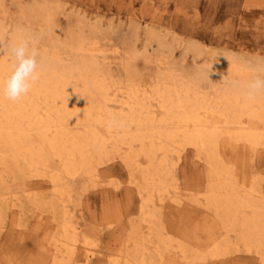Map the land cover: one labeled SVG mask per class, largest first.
<instances>
[{
    "label": "bare ground",
    "instance_id": "1",
    "mask_svg": "<svg viewBox=\"0 0 264 264\" xmlns=\"http://www.w3.org/2000/svg\"><path fill=\"white\" fill-rule=\"evenodd\" d=\"M43 10L47 20L50 13ZM0 39L18 43L22 36L0 31ZM48 41L38 55L40 77L28 95L17 102L0 97V189L7 181L32 177L52 186L48 205L56 223L55 229L46 226L39 245L44 264L89 260L93 241L68 215L65 179L98 183V166L116 158L139 207L106 264H231L226 257L240 249L264 264V191L252 178L236 176L223 157L224 148L235 154L264 150V92L246 98L248 83L264 75L261 65L217 55L218 75L195 67L192 75L162 74L148 91L127 74L115 79L104 70L95 43L71 35L69 41ZM13 62L0 53V85ZM186 147L206 174L182 189L173 159ZM11 195L0 193V219L8 206L20 212L21 199Z\"/></svg>",
    "mask_w": 264,
    "mask_h": 264
},
{
    "label": "rangeland",
    "instance_id": "2",
    "mask_svg": "<svg viewBox=\"0 0 264 264\" xmlns=\"http://www.w3.org/2000/svg\"><path fill=\"white\" fill-rule=\"evenodd\" d=\"M43 9L50 13L47 20ZM16 30L21 41L28 40L38 53L45 42L56 37L64 42L71 35L95 43L104 70L109 69L115 79L122 80L127 74L140 90L143 86L149 91L162 74L192 75L196 68L218 75L214 61L220 53L231 57L229 60L260 65L264 58V0H0V31L10 36ZM223 151L236 176L252 178L264 191V150ZM173 163L174 178L182 189L197 184L206 174L190 147ZM98 169L95 184L81 176L65 179L68 215L79 232L93 241L89 260L77 264H106L138 216L139 198L135 190L128 189L127 170L120 159ZM116 182H121L118 189L111 187ZM51 187L46 178L32 177L16 184L7 181L0 189L22 203L20 212L18 207L3 209L0 264H44L39 245L46 226L51 223L55 229L56 223L48 205L54 199ZM237 251L226 257L232 259L231 264H257L254 254Z\"/></svg>",
    "mask_w": 264,
    "mask_h": 264
},
{
    "label": "clouds",
    "instance_id": "3",
    "mask_svg": "<svg viewBox=\"0 0 264 264\" xmlns=\"http://www.w3.org/2000/svg\"><path fill=\"white\" fill-rule=\"evenodd\" d=\"M0 53L10 54L14 61L11 73L0 85V97L11 102H17L28 95L40 77L38 70L39 53L35 48L30 47L28 40L8 43L2 39H0ZM259 64L261 65L260 71L264 73V58H260ZM247 89L246 98L248 100H254L258 93L264 92V75H255L248 83ZM113 123L114 121H109V128L112 127Z\"/></svg>",
    "mask_w": 264,
    "mask_h": 264
}]
</instances>
